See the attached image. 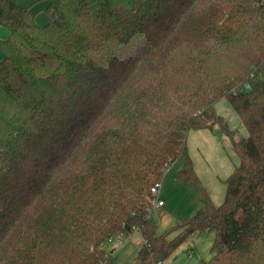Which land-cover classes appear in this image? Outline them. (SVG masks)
<instances>
[{"label":"trees","instance_id":"trees-1","mask_svg":"<svg viewBox=\"0 0 264 264\" xmlns=\"http://www.w3.org/2000/svg\"><path fill=\"white\" fill-rule=\"evenodd\" d=\"M0 0V264H112L140 233L158 264L213 229L197 264H264V0ZM248 83L251 92L242 87ZM226 98L247 136L224 197L155 233L150 188ZM226 129H222V132Z\"/></svg>","mask_w":264,"mask_h":264},{"label":"rangeland","instance_id":"rangeland-1","mask_svg":"<svg viewBox=\"0 0 264 264\" xmlns=\"http://www.w3.org/2000/svg\"><path fill=\"white\" fill-rule=\"evenodd\" d=\"M14 1L30 12L37 24L44 25L47 22L44 7L48 0ZM6 35L7 30L0 26V39ZM3 56L0 49V60ZM214 111L220 117V123H214L212 129L190 130L187 134L186 156L196 179L182 180L177 177V172L185 165L186 157L183 155H179L163 171L158 193L155 194V201L160 199L163 206L153 210L156 216L162 215L155 223L157 235L192 217L204 205L205 197L214 205L223 200L224 181L239 161L232 143L246 137L247 130L226 98L215 103ZM222 129L226 130L222 132ZM213 237V229L194 232L171 257L160 264H197L201 259L208 260L212 255L210 248ZM111 240L115 246V264H130L133 242L142 238L136 231L129 235H117Z\"/></svg>","mask_w":264,"mask_h":264},{"label":"crops","instance_id":"crops-1","mask_svg":"<svg viewBox=\"0 0 264 264\" xmlns=\"http://www.w3.org/2000/svg\"><path fill=\"white\" fill-rule=\"evenodd\" d=\"M7 36V35H6ZM3 39V38H2ZM163 206V203H162V205L160 206V207H156V208H154V210H157L158 208H161ZM164 214L166 213L165 212V210H164V212H163ZM156 215V214H155ZM161 217H162V215H160V214H158L157 216H156V218H157V222L161 219ZM136 231H134V232H132L131 234H133V233H135ZM141 243H142V240H135V242H133V248H134V251H132V254L131 255H133V257H131V260H130V264H134V256H135V253H136V251L138 250V248H139V246L141 245ZM106 248L107 249H110V248H113V251H112V253H111V263L112 264H115L116 263V261H115V246L113 245V240H111L107 245H106ZM177 250V249H176ZM133 252H134V254H133ZM189 256H190V254H189ZM196 261V260H195ZM161 262H159L158 264H160Z\"/></svg>","mask_w":264,"mask_h":264},{"label":"built area","instance_id":"built-area-1","mask_svg":"<svg viewBox=\"0 0 264 264\" xmlns=\"http://www.w3.org/2000/svg\"><path fill=\"white\" fill-rule=\"evenodd\" d=\"M160 187V182H156L155 184H153V186L150 188V191L153 193V194H157L158 193V189ZM162 205V201L159 199V200H154V203L152 205V208H156V207H160Z\"/></svg>","mask_w":264,"mask_h":264},{"label":"water","instance_id":"water-1","mask_svg":"<svg viewBox=\"0 0 264 264\" xmlns=\"http://www.w3.org/2000/svg\"><path fill=\"white\" fill-rule=\"evenodd\" d=\"M251 91H252V89L250 88L249 84H248V83H245V84L243 85V87H242V92L245 93V94H247V93H249V92H251ZM152 219H153V222H154V223L157 222V218H156V215H155L154 212L152 213Z\"/></svg>","mask_w":264,"mask_h":264}]
</instances>
